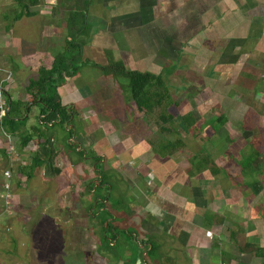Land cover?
Here are the masks:
<instances>
[{
    "label": "crops",
    "instance_id": "1",
    "mask_svg": "<svg viewBox=\"0 0 264 264\" xmlns=\"http://www.w3.org/2000/svg\"><path fill=\"white\" fill-rule=\"evenodd\" d=\"M34 2L36 3L33 4ZM24 5H28L29 11L34 13L15 20L14 17ZM80 8L83 9L84 16L78 25L80 28L85 23L86 28L75 36V31L64 21L70 19L74 23L72 14ZM31 20L40 23L35 28L37 33L32 32L34 26ZM24 21L29 22L24 25ZM0 36L3 38L1 45L6 51L11 49L17 53V50H21V56L12 55L15 62L13 64H21L31 71L40 66L49 68L53 57L76 39L83 43L82 51L90 52L92 63L108 65L109 62L120 61L127 70L161 76L166 85L167 99L170 97L168 88L189 93L186 89L189 83H205L209 84L207 87L210 91H216L219 87L216 85V89L213 84L221 83L222 90L216 96L225 101H222L223 104L235 103V100L242 99L246 94L264 101V0H0ZM4 59L8 61L6 55ZM79 69L73 76L66 77L64 84L57 88L62 103L72 104L78 114L80 108L77 107V101L82 99V95H72L69 82L77 76ZM91 91L89 88V95ZM160 106H164V102ZM91 107L84 106L89 109ZM222 107L225 109V106ZM222 107L219 114L222 113L226 121L221 129L228 131L225 134L227 138L221 136L215 144L211 141L216 140L210 138L201 141L206 143L204 146L211 148L218 146L220 141L231 142L232 148L238 145V154L243 158L248 157L245 145L237 144L230 135V119ZM216 123L213 121L214 127L209 125L213 131ZM219 148L216 158L226 157L227 151L223 146ZM154 151L159 157L166 156L158 149ZM263 160L262 151H256L251 162L259 171L254 176L253 191L244 189V198L239 195L235 199L238 222H227L232 211L229 208L227 190L223 192L224 197H215L211 201L212 212L209 210L208 198L205 197V189L192 184L188 198L185 197V203H182L186 207L190 205L185 220L182 218V206L178 217L163 210L158 222H136L134 224L137 226H127V239L122 242V251L116 257L107 247L104 249L110 252L109 256L103 253L104 250L102 253L98 251L100 247L103 248L100 240L102 229L107 223L101 222L97 253L91 257L90 264H262ZM211 172L226 176L221 169ZM188 176L191 178L193 174ZM1 194L2 191L0 230L7 231L4 234H13V241L23 240L19 238L22 233L17 231L15 224L22 222L16 195L12 192L14 209L8 213L3 207ZM251 194L253 198L249 202L246 197ZM199 209L203 211L200 212ZM174 210L177 211L176 208ZM109 223L118 230L119 225ZM82 227L77 230L84 235L85 229ZM108 238L111 247L115 246L118 238ZM0 244L3 245L1 242ZM85 244L82 240L83 249H77L73 253L78 259L72 261L74 264H87L89 255ZM246 244L250 246L247 247ZM26 247V252L32 251L30 247ZM5 248V252L11 251L9 247ZM59 249L52 252L53 258L50 259L58 264L57 256L64 255L68 257L64 264H69L71 252L64 250L63 245ZM3 252L0 250V253ZM138 252L140 258L137 256ZM3 258L5 257L1 256Z\"/></svg>",
    "mask_w": 264,
    "mask_h": 264
},
{
    "label": "rangeland",
    "instance_id": "2",
    "mask_svg": "<svg viewBox=\"0 0 264 264\" xmlns=\"http://www.w3.org/2000/svg\"><path fill=\"white\" fill-rule=\"evenodd\" d=\"M82 11L83 9L80 8L72 14L77 20L78 28V23L84 15ZM31 21L34 26L32 32L37 33L35 28L40 25L39 21ZM69 21L71 20L68 19L64 23ZM27 22L29 21H24L23 24L26 25ZM82 25L86 28L85 23ZM2 39L0 36V68L2 69H0V80L7 78L8 75L3 70L11 73V76L2 82V88L13 99L31 101L32 95L27 92L26 86L28 81L37 75V70L25 69L21 64L15 66L12 55L21 56V50H17V53L11 49L6 51L1 45ZM5 55L10 62H6ZM83 59L87 60L88 64L82 62L77 76L69 82V88L73 92L71 94H78L80 97L82 95V99L77 101V107L80 109L73 137L67 139L66 130H62L59 126L54 127L57 147L56 166L61 169L59 175L48 178L43 169L38 167L32 170L30 178L21 175L17 168L29 165L37 143L31 140L20 150L17 148L18 136L10 134L9 141L0 127V149H4L7 156H3L0 152V192L3 191L2 184L6 180L4 172L8 170L11 192L16 195L20 207L19 217L22 219V222L15 224L17 231L22 233L19 238H23L13 241V234H4L3 232L7 231L0 230V242L3 243L0 244V250L5 252L7 249L5 247L11 250L5 254L0 253V264H55V260L50 259L53 258L52 252L59 251L62 245L64 250L71 252V258L68 259L71 264L73 260L78 261L77 255L74 257L73 253L77 249H83L82 240L86 243L85 249L89 255L87 264H90L91 257L97 253L101 220L108 216L107 212L103 211L101 203H97L95 198H100L106 187L110 190L106 206L110 208L109 212H112L110 215L115 217L114 222L122 228L136 225L134 223L143 220L158 222L163 210L170 211L178 217L182 206L184 210L181 211L182 218L185 220L190 205L188 204L189 207L183 205L184 198H188L192 184L205 189V197L208 198L211 211V201L215 197H224L223 192L227 190L229 208L232 210L227 222H238L235 199L239 195L244 198V189L253 191L254 176L259 170H256L255 164L251 161L256 151L260 150L264 155V101H260L259 98L253 99L246 94L242 99L235 100V103L223 104L224 100L216 96V93L222 90L221 83L213 84L216 89L217 86L219 87L216 91H210L207 87L209 84L189 83L186 87L189 93L168 88L169 102L165 99L164 106L156 107L152 113H147L136 108L135 102L126 91V79L115 75L110 69L102 70L91 65L89 62L93 57L88 51H83ZM89 88L96 93L91 91L89 95ZM4 98V94H0V103ZM85 105L92 107L84 108ZM165 106L168 107V112L173 114V122L180 130L187 146L177 151L175 155L159 157L154 154V150L157 146L160 147V141H164L158 126L161 124L159 114ZM222 106H225V109ZM220 107L227 112V117L230 119V135L237 144L245 145V154L248 157L243 158L237 153L238 145H233L236 147L232 148L231 142L220 141L218 146H223L227 153L226 157L217 159V151L220 148L218 146L211 148L208 145L206 147L204 146L206 143L201 141L210 138L216 140L211 141L215 144L219 142L217 140L219 137L227 138L225 134L228 131L221 129L222 123L215 124V131L209 126H213L214 118L221 112ZM37 115L38 107L34 105L28 115V121L21 130H27L35 125ZM186 117H188L187 122H185ZM189 121L190 124L193 123L190 131L187 127ZM169 136L175 138L176 135L169 134ZM11 147H14V151L9 154ZM91 148L97 155L104 156L103 163H95L97 169L89 153H87L89 159H86V155L79 154L80 151L87 152ZM191 160L195 162L193 166ZM201 160L211 162L216 166L212 167L213 170L221 169L226 176L220 173L214 174L208 169L195 172L194 169L201 167L200 163L197 164ZM246 163L248 165L250 163L248 169L242 166ZM189 169L193 171L191 178L188 176ZM105 170L106 179L103 182L106 186H97L91 191L88 184L98 183L100 180L98 172ZM262 181L264 182V177ZM246 198L247 201L252 202L253 195ZM118 200L121 201L120 204ZM130 208L132 213L127 212ZM175 208L177 211L174 210ZM199 210L203 211V209ZM223 219L225 220L226 217L224 216ZM80 226L85 229L84 235L77 230ZM116 232H118L117 242L109 249L115 257L121 253L122 242L127 239L126 230H116ZM26 246L32 251L26 252ZM104 247L106 245L100 247L98 251L102 253L104 250L103 253L109 256L110 252ZM134 248L137 249L135 246ZM1 256L5 258L1 259ZM62 256L64 255L57 256L58 264L67 262L68 257L62 258ZM137 256L141 257L139 252Z\"/></svg>",
    "mask_w": 264,
    "mask_h": 264
},
{
    "label": "trees",
    "instance_id": "3",
    "mask_svg": "<svg viewBox=\"0 0 264 264\" xmlns=\"http://www.w3.org/2000/svg\"><path fill=\"white\" fill-rule=\"evenodd\" d=\"M35 3L36 2L33 4ZM84 5L87 4L85 3ZM33 13L34 12L29 11L28 5H24L14 19H19L23 15L30 16ZM73 21L74 23L69 21V28L75 31L74 35L76 36L80 32L84 31L85 28L83 25L80 28L77 27L76 18H73ZM70 32L73 31L71 30ZM82 48L83 43L75 39L71 44H67L64 51L59 52L53 57L49 68L40 66L37 69V75L32 77L26 86L27 92L32 95L31 101H21L16 98L12 99L11 95L7 91H3L8 109L6 114L0 119V127L3 131L14 136H18L19 142L17 144V148L20 150L31 140H35V143H37L36 149L30 158L29 165L19 166L17 168L18 172H20L23 176L25 175L27 178L32 176V170L37 167L43 169L44 174L48 178L60 174L61 169L56 166L57 147L55 145L56 134L54 127L59 126L62 130H66L65 137L67 139L72 138L76 129V118L78 112L72 104L62 103L57 92V88L64 84L66 77H71L78 71L81 64H83L82 62H84V64L87 63V60L83 59ZM90 64L94 67L101 68L102 70L105 68L110 69L115 75L123 76L126 79V90L129 92L137 108L141 111L152 113L156 107L160 106L165 99H167L166 97L168 95L166 85L161 76H157L149 72L127 70L120 61H113L108 65H98L92 62ZM167 102H169V100ZM34 105L38 107L36 124L30 126L27 130H21V128L28 121V115L31 107ZM159 116L161 124L158 126V130L161 135L164 136V141H160V147L157 146L156 149L160 150L165 155L171 156L175 152L185 148V143L180 134V130L173 122L174 116L168 112L167 106L164 107ZM185 119V122H187L188 117ZM225 121L226 117L222 113L215 118V122L220 124H224ZM187 127L190 131L193 127V123L190 124L189 121L187 123ZM169 134H175L176 136L175 138H172ZM0 152L3 156L7 157L4 149H0ZM87 153H89L91 156L90 158L93 159L94 167L96 166V162L103 163V156L97 155L95 150L92 148L87 152L83 150L79 152L80 155H86V159H89V155H87ZM194 160H191V166L195 163ZM197 164L201 167L196 170L194 169L195 172L197 170L198 172H201L207 169L212 171V167H215V165L211 164V162L207 160H201ZM242 166L243 168L248 169L250 163L249 165L246 163V165ZM188 172L193 174L191 169H189ZM98 173L100 178L99 182H92L88 184V188L91 191H94V187H103L105 185L103 181L106 179V170L99 171ZM105 189L106 191L104 194L101 195L100 198H95V201H97V203L100 202L102 208H104L103 211H106L108 214L107 217H104L103 220H101V222L107 223H105L102 229V238L100 242L101 245H106V247L110 249L111 245L108 237L115 239L118 232H116L115 227L110 226L109 223L114 222L115 217L111 216L112 213L110 215V208L106 206L110 196V190L109 187H106ZM120 203L121 201L118 200V204ZM127 212L132 213L131 208ZM109 215L111 216L110 219ZM143 222L148 221L143 220ZM111 229L113 232H111ZM117 229L126 230V228H122L121 226H118ZM246 245H248L247 247L250 246L249 244ZM152 248H154L153 245ZM262 250L264 251V248ZM262 264H264V262Z\"/></svg>",
    "mask_w": 264,
    "mask_h": 264
},
{
    "label": "built area",
    "instance_id": "4",
    "mask_svg": "<svg viewBox=\"0 0 264 264\" xmlns=\"http://www.w3.org/2000/svg\"><path fill=\"white\" fill-rule=\"evenodd\" d=\"M3 71L7 72L8 75H7V78H2L0 80V94H3V91H4L2 88V82L4 80H7L8 77L11 76L10 71H8V70H3ZM7 109H8L7 103H6V100L4 99V101L0 103V119L6 114ZM3 133L6 136V138L10 141V134L5 132V131ZM11 151H14V147L13 148L11 147L10 150L8 151V153L10 154ZM4 175H5L6 180H4V182L2 184L3 191L1 194V198L3 199V207H4L5 211L8 213H11L14 209V207H13L14 201H13V194L11 192V182L9 180L10 179L9 171L6 170L4 172Z\"/></svg>",
    "mask_w": 264,
    "mask_h": 264
},
{
    "label": "flooded vegetation",
    "instance_id": "5",
    "mask_svg": "<svg viewBox=\"0 0 264 264\" xmlns=\"http://www.w3.org/2000/svg\"><path fill=\"white\" fill-rule=\"evenodd\" d=\"M112 213V212H111Z\"/></svg>",
    "mask_w": 264,
    "mask_h": 264
}]
</instances>
